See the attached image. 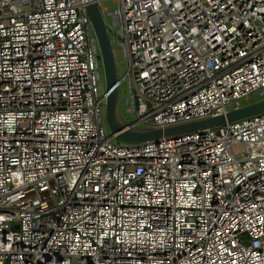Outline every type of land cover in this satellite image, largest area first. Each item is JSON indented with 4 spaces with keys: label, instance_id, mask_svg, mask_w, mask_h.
I'll list each match as a JSON object with an SVG mask.
<instances>
[{
    "label": "built area",
    "instance_id": "built-area-1",
    "mask_svg": "<svg viewBox=\"0 0 264 264\" xmlns=\"http://www.w3.org/2000/svg\"><path fill=\"white\" fill-rule=\"evenodd\" d=\"M94 1L122 131L264 100V0ZM90 2L0 0V264H264V111L114 144Z\"/></svg>",
    "mask_w": 264,
    "mask_h": 264
},
{
    "label": "water",
    "instance_id": "water-1",
    "mask_svg": "<svg viewBox=\"0 0 264 264\" xmlns=\"http://www.w3.org/2000/svg\"><path fill=\"white\" fill-rule=\"evenodd\" d=\"M86 6V11L97 39L100 59L102 63V74L104 89L107 93L105 104V121L110 135L126 144H139L150 140H156L161 137H169L190 131H197L207 127L225 125L227 122H233L242 118L250 117L264 111V100L252 105L241 108L240 110L230 112L225 116L188 123L180 126L169 127L164 130L155 131H122L123 125L119 118L118 109V82L117 65L113 53L112 44L109 39L107 27L100 15L97 3L94 0Z\"/></svg>",
    "mask_w": 264,
    "mask_h": 264
},
{
    "label": "rangeland",
    "instance_id": "rangeland-1",
    "mask_svg": "<svg viewBox=\"0 0 264 264\" xmlns=\"http://www.w3.org/2000/svg\"><path fill=\"white\" fill-rule=\"evenodd\" d=\"M102 6L104 8H107L108 10H113L116 7L113 0H103ZM114 48L117 49L115 46H114ZM118 62L119 63L117 65V75L119 78H121L125 74V64H124V62H121L120 57H118ZM100 90H101V92L104 90V82L103 81L100 82ZM126 92H127L126 82L123 81V82H121V91H120V95L122 98H124L127 95ZM257 102H258V99L254 96H251L247 100H241L239 102V105L241 107H246V106L252 105V104L257 103ZM132 120H133V118L129 117V121H132ZM105 131H106V133L109 134V129L107 128L106 124H105ZM112 142L114 144L126 145V143L121 142L117 138H113ZM235 150L237 151L238 147H236Z\"/></svg>",
    "mask_w": 264,
    "mask_h": 264
}]
</instances>
